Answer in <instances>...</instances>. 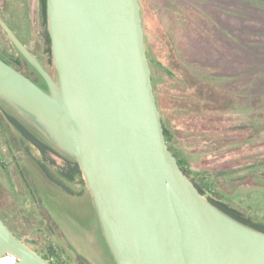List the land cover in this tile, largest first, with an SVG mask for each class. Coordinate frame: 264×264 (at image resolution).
Returning <instances> with one entry per match:
<instances>
[{
	"label": "water",
	"instance_id": "water-1",
	"mask_svg": "<svg viewBox=\"0 0 264 264\" xmlns=\"http://www.w3.org/2000/svg\"><path fill=\"white\" fill-rule=\"evenodd\" d=\"M46 20L56 80L0 21L48 89L0 59V97L76 161L116 264H264V233L202 196L167 148L139 1L46 0ZM3 256L53 264L0 219Z\"/></svg>",
	"mask_w": 264,
	"mask_h": 264
},
{
	"label": "rangeland",
	"instance_id": "rangeland-1",
	"mask_svg": "<svg viewBox=\"0 0 264 264\" xmlns=\"http://www.w3.org/2000/svg\"><path fill=\"white\" fill-rule=\"evenodd\" d=\"M176 1L191 14L202 12L206 18L198 20L199 30H193L196 33L194 37H191L192 33L176 29L169 22L167 26L161 20L163 11L158 12L155 0H139L143 24L146 30L163 25L167 33L175 35L177 53L192 49V61L199 60L201 65L216 71V77H221L218 84L225 94L219 96L221 101L224 100V114L211 116V128L207 125L210 118L207 115L191 119L166 114L168 127L173 132L183 129L184 135L188 134L186 130L216 131L215 128L219 127L220 132L225 131L226 137L220 142L206 143L197 136L186 138L182 134H178L177 141L188 158L191 171L211 176L214 187L210 188L219 194L210 192L214 199L255 223H264V0ZM150 49L152 62H158V65L153 62L155 97L160 106L165 107L167 92L162 84L160 65H172L173 61L158 42H154ZM46 68L56 78L54 68L51 65ZM229 102L232 104L229 105ZM6 113L22 122L40 140L57 148L30 115L0 97V213L12 230L28 242L29 247L39 252H46L47 247H52L61 256L63 264H82L67 243L69 238L60 235L45 210L58 208L50 200L51 196L58 197L69 206L71 213L83 214L85 219H95L89 193L85 192L82 198L78 195L68 197L49 182L35 164L34 160L40 159L39 154L30 143H19L21 138L6 120ZM6 139L15 145L13 147L28 149L24 164L37 181L39 189L34 197L36 200L38 198V204L26 196V189L19 181V174L6 151ZM60 153L68 156L62 151ZM8 167H11L14 176L11 180ZM49 168L57 174L54 167L50 165ZM225 173H228L227 177L223 176ZM214 176L217 178H212ZM79 179L77 177L75 182L68 184L76 194L84 188ZM91 224L88 229L90 247L97 260H92L93 264H116L100 227L94 226V222Z\"/></svg>",
	"mask_w": 264,
	"mask_h": 264
},
{
	"label": "trees",
	"instance_id": "trees-1",
	"mask_svg": "<svg viewBox=\"0 0 264 264\" xmlns=\"http://www.w3.org/2000/svg\"><path fill=\"white\" fill-rule=\"evenodd\" d=\"M139 1V0H138ZM156 9L159 13L163 11L162 21L169 22L172 26H175L176 29L182 30L184 32L192 33L191 37H194L196 33L193 30L198 31V20L206 19L202 12L193 13L189 12L187 9H183L176 0H155ZM140 4V3H139ZM43 13H44V25H45V33L47 37L46 42V52L49 55L48 62L51 66H53L52 57L50 54V43L49 37L46 31V0H43ZM142 19V13H141ZM142 26L144 30V43L146 49V56L149 62L150 70H151V79L153 92L155 97V86L153 85V62L155 65H158V62L154 60L152 62V58L150 56V51L152 44L154 42H158L165 50L166 53L169 54L168 58L173 61L171 65H165L161 67V79L162 84L165 85L166 93V106L161 107L158 103V100L155 97L157 109L160 114L161 124L164 131V138L167 144V148L170 150L172 155L175 157L180 169L184 173V175L193 183L198 192L204 196L210 203L216 206L218 209L223 211L225 214L229 215L236 221L249 226L253 229H256L262 233H264V223H255L249 217H245L239 211L230 208L226 204L222 203L214 199L209 193L212 192L213 195L217 194L215 190H211L214 187L213 182L211 180V176H206L202 173H193L188 164V158L184 155L179 147L177 136L178 134H182V137H191L197 136L201 140H205L206 143H214L220 142V140H224L226 137L225 131L220 132L219 127L215 128L216 131H212L211 129H205V131H188L187 135H184V131H174L168 127V119H166L165 115H169L170 117H190L191 119L202 117L204 115L210 116L208 118V126L211 128L213 126L212 117L221 116L224 114V100L219 97L221 94L225 95L220 85L218 84L221 77H216V71L209 66L201 65L199 60L192 61L191 57L193 54L192 49L181 50L179 53L176 52L175 48V35L169 34L166 31V28L163 25L157 26L155 28H151L150 30H146L143 21ZM168 26V24H167ZM180 43V42H179ZM151 44V47H150ZM190 44L189 46H191ZM178 47V44H177ZM1 59V58H0ZM3 60V59H2ZM21 60L25 62V64L32 69V67L21 57ZM4 61V60H3ZM5 62V61H4ZM7 63V62H6ZM8 64V63H7ZM10 65V64H9ZM13 67V66H12ZM14 68V67H13ZM21 74L20 69L14 68ZM35 73L36 71L33 70ZM24 75V74H23ZM25 76V75H24ZM213 94H215L216 98H214ZM232 103L229 102V105ZM228 105V104H227ZM172 115V116H171ZM212 116V117H211ZM9 122L19 130L25 138L34 144L37 148L41 150H45L47 147H50L46 142L38 139L31 131H29L21 122H19L13 116L8 115ZM219 126V125H218ZM184 128V127H182ZM196 138V137H195ZM75 169L73 176L81 177V171L73 159ZM228 173H225L223 176H226ZM219 177V176H218ZM227 177V176H226ZM212 178H217L214 176ZM211 180V181H210ZM81 182L84 181L81 178ZM211 187V188H210ZM219 195V194H217ZM223 198V197H222ZM3 223L4 218H0ZM6 225V224H5ZM19 237V236H16ZM31 248V247H30ZM36 253L40 254L43 258L50 261L53 264H63L61 256L57 253L56 250L52 247H47L46 252L38 251L33 248Z\"/></svg>",
	"mask_w": 264,
	"mask_h": 264
},
{
	"label": "flooded vegetation",
	"instance_id": "flooded-vegetation-1",
	"mask_svg": "<svg viewBox=\"0 0 264 264\" xmlns=\"http://www.w3.org/2000/svg\"><path fill=\"white\" fill-rule=\"evenodd\" d=\"M0 21L3 22L10 29V31L15 36V38L39 61V63L44 67V69L49 73L51 78L55 81L56 80L55 76H53L51 72L46 68L50 64L48 62L49 55L46 52L47 37H46L45 25H44L43 0H0ZM46 31L49 37L47 30V20H46ZM49 43H50V37H49ZM50 54H51V50H50ZM21 57L24 59V57L13 45L8 35L0 26V58L3 59L8 64H10V66L20 69L21 72L27 78H29L41 89L48 92L47 85L42 79V77L24 59L32 67V69L29 68L25 64V62L21 60ZM52 67L54 68V65ZM26 69L28 70V72H25ZM33 70H35L36 73ZM8 115L9 114L6 113L5 118L9 122L7 117ZM15 130L18 132L21 138L19 143H22L23 141L30 143V145H32L33 148L36 150V152L39 154L40 159L36 158L34 160L35 164L39 169V171L45 176V178L49 182H51L54 186L59 188V190L68 197H75L78 195L77 197L82 198L85 192H88L85 183H83L84 188H82L78 194H76L70 188V186H68L69 183L75 182L77 177L80 178L79 182L80 184H82L81 182L82 174L81 177L73 176L75 169L73 158H71L70 156L63 155L62 153H60V151L57 148H55L54 146L48 143L47 144L50 147H47L45 150H41L37 148L34 144L29 142L19 130H17L16 128ZM5 141H6V145H5L6 151L9 155V159L13 161L16 171L19 174V178H20L19 181L22 182V186L26 189V193H27L26 196H28V199L30 198L34 200L35 204H38L39 203L37 201L38 198L36 200V198L34 197V195L36 194V190L39 189L37 185V181L35 180L31 171L24 164L25 157L26 155L28 156L27 153L28 149L22 147L20 148L13 147L15 145H13L10 140L6 139ZM48 164L49 166L51 165L52 167L55 168L57 174L53 173L50 170ZM3 168L6 170L5 166H3ZM7 171L10 172V177H9L10 180L11 178H14L11 171V167H8ZM50 200H52L55 203L54 205H57L58 208L52 210V208L49 207L48 209L51 210L49 211L45 210L47 212L46 216L52 218V221L55 227L60 232V235H62V237L64 238L66 237L69 238L67 243L69 244L71 249L73 247L74 249L77 250L78 253L84 252L91 260L97 262L93 254V251L91 250L90 247L91 237L88 234L89 233L88 229L91 227V225H93L91 223L94 222V226L97 225L98 228L100 227L97 220V216L95 217V219H88V218L85 219V216L83 214L79 215L76 213H71L69 206L65 205L62 201H60L58 197L51 196ZM0 218H4L1 213H0ZM4 222L6 226L9 228V230L15 236H18L14 232V230H12L11 225L5 220ZM64 229H66V231L69 233L71 238L66 233V231H64ZM18 238L29 246L28 242H26L23 238H21L20 236ZM77 260L80 261L79 258Z\"/></svg>",
	"mask_w": 264,
	"mask_h": 264
},
{
	"label": "built area",
	"instance_id": "built-area-1",
	"mask_svg": "<svg viewBox=\"0 0 264 264\" xmlns=\"http://www.w3.org/2000/svg\"><path fill=\"white\" fill-rule=\"evenodd\" d=\"M0 264H13V259L9 256H3L0 258Z\"/></svg>",
	"mask_w": 264,
	"mask_h": 264
}]
</instances>
